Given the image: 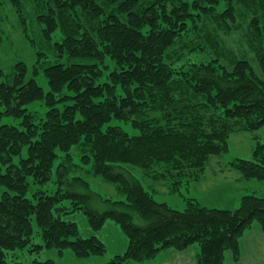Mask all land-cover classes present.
Here are the masks:
<instances>
[{
	"label": "trees",
	"instance_id": "16d2710c",
	"mask_svg": "<svg viewBox=\"0 0 264 264\" xmlns=\"http://www.w3.org/2000/svg\"><path fill=\"white\" fill-rule=\"evenodd\" d=\"M8 1L23 12L22 0ZM36 4L43 40L62 60L47 64V54L38 52L35 71L47 77L49 92L34 79L25 82L23 62L16 65L13 82L0 84V119H22L21 128L0 127V187L6 189L0 200V264H22L9 258L32 245L34 219L43 240L31 250L37 253L47 248L60 255L72 250L78 259L105 256L106 245L97 234L111 219L129 244L107 264L145 263L162 251L186 252L195 245L197 264H229L228 253L239 262L245 233L258 227L264 234L263 197L246 195L237 209L208 208L186 199L187 207L179 211L118 169L124 164L141 167L146 175L169 181L173 193H181L184 183L199 182L213 159L229 152L232 135L264 129V0ZM239 5L253 14L250 25L262 45L259 68L247 59L228 67L203 45L173 56L175 46L200 33L212 15L218 14L233 32ZM54 38L61 42L52 44ZM34 102L48 108L44 118L29 112L27 106ZM113 121L130 123L138 134L130 135L111 125ZM73 150L126 199H107L112 209L98 212L90 205V194L62 193L64 186L75 183L89 189L83 178H73L74 183L69 179ZM57 160V194L42 192L35 201L28 199V180L50 181ZM225 166L245 180L264 181V144L258 142L251 159ZM67 198L73 201L71 207L63 206ZM77 211L86 214L94 235L82 237L75 222L63 219ZM136 217L145 225L137 224Z\"/></svg>",
	"mask_w": 264,
	"mask_h": 264
},
{
	"label": "rangeland",
	"instance_id": "374dc122",
	"mask_svg": "<svg viewBox=\"0 0 264 264\" xmlns=\"http://www.w3.org/2000/svg\"><path fill=\"white\" fill-rule=\"evenodd\" d=\"M192 1V0H187ZM38 0H22V13H19L18 7L11 1L6 0L0 4V84L11 83L15 77L16 65L23 62L27 65V74L25 82L36 80L45 90L50 91L47 77L43 72L36 73L35 66L38 63V52L47 54V64H54L61 61L54 55L52 45L43 40V24L39 23L37 3ZM238 25L233 32H228L221 23L219 15L215 14L205 19L200 33L190 35L180 41L173 49V56L187 53L194 46H206L210 52L227 65L232 67L235 62L241 59H247L259 68L261 43L256 38L251 28L250 22L252 13L246 6L238 7ZM61 42L54 38L52 44ZM35 43V45H33ZM66 101L65 103H71ZM63 107V103L59 104ZM29 112L35 113L38 118L45 117L48 108L42 102H34L27 106ZM4 107L0 104V111ZM22 119L13 116L3 115L0 119V127L3 125H14L21 128ZM111 125H119L134 136L138 131L130 123L113 121ZM258 142L264 144V129L258 132H238L230 138V150L222 157L214 158L211 166L207 168L199 182H193L190 185L181 187V193H173L169 181L156 180L153 176L146 175L144 169L130 164H124L119 172L123 173L128 179H136L141 182L144 188L151 193L159 202H165L179 211L187 207L186 199H195L197 202L208 208L218 209H237L244 196L255 194L264 198V181L245 180L240 173L230 169L225 165L235 159L252 158L253 151ZM74 167H71L69 179L71 183L73 178L81 177L89 183V189L78 185H66L62 193L73 192L78 194H90V205L98 212H104L112 209V206L105 202L107 199L112 201L125 200L124 194L119 192L116 184L105 181L101 176L95 173L92 164H83L81 154L73 150ZM27 155V147L23 150V156ZM20 158H15V163H19ZM61 160H57L54 166L53 178L45 184H35L33 179H29L30 189L27 198L35 201L38 193L55 195L59 191L57 180V168ZM223 167L226 169L221 170ZM159 171V168L157 169ZM5 188L0 187V200ZM93 194H92V193ZM72 199L67 198L63 201V206L71 207ZM64 220L75 222L80 230L82 237L94 235L87 216L83 211H77L64 215ZM136 223L143 226L145 222L136 217ZM34 241L31 246L18 250L10 255V261L21 262L22 264H33L35 260L45 262L54 261L56 264H107L112 258L123 254L128 248V239L123 234L119 226L113 221L108 220L105 226L97 235L105 243L107 253L102 257H93L89 259H78L72 250H67L64 255H60L57 249H42L39 253L31 251L35 244H43L40 236V229L36 220H33ZM260 229V228H259ZM261 230V229H260ZM244 237V236H243ZM242 240V239H241ZM198 246H194L190 252L197 251ZM232 254L228 253L227 262L232 264ZM170 258V257H169Z\"/></svg>",
	"mask_w": 264,
	"mask_h": 264
},
{
	"label": "crops",
	"instance_id": "0c3cea01",
	"mask_svg": "<svg viewBox=\"0 0 264 264\" xmlns=\"http://www.w3.org/2000/svg\"><path fill=\"white\" fill-rule=\"evenodd\" d=\"M190 250H165L152 261L129 264H197V252ZM232 264H264V234L258 227H253L245 233L241 240V259L239 262L232 261Z\"/></svg>",
	"mask_w": 264,
	"mask_h": 264
}]
</instances>
